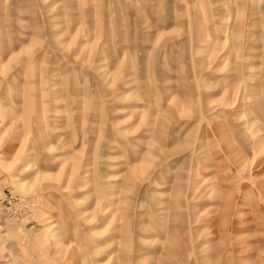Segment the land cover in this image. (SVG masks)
Segmentation results:
<instances>
[{
  "label": "rangeland",
  "instance_id": "obj_1",
  "mask_svg": "<svg viewBox=\"0 0 264 264\" xmlns=\"http://www.w3.org/2000/svg\"><path fill=\"white\" fill-rule=\"evenodd\" d=\"M0 264H264V0H0Z\"/></svg>",
  "mask_w": 264,
  "mask_h": 264
}]
</instances>
